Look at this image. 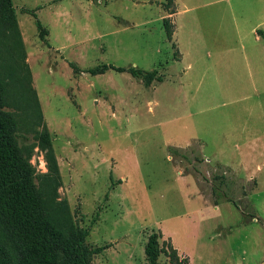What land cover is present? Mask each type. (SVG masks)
I'll use <instances>...</instances> for the list:
<instances>
[{"label":"rangeland","instance_id":"rangeland-1","mask_svg":"<svg viewBox=\"0 0 264 264\" xmlns=\"http://www.w3.org/2000/svg\"><path fill=\"white\" fill-rule=\"evenodd\" d=\"M154 1L175 9L174 0ZM154 1L13 0L15 16L0 4V75L14 91L10 99L22 100L11 109L31 128V161L38 173L49 172L33 131L46 124L60 166V198L68 199L75 223L90 228L88 247L107 246L89 264H148L145 245L153 232L159 235L158 264H264V224L214 188L210 169L218 163L205 156L212 151L201 149L205 160L197 163V176L184 173L192 165L169 155V145L183 143V113L200 106L205 114L233 112L243 102H229L233 88L209 81L197 88L193 79L183 107L178 85L186 61L175 60L174 27L167 21L166 34ZM26 9L47 28L50 46ZM212 9L176 18H215ZM70 62L82 69L104 63L156 68L164 80L147 86L128 71L92 75ZM194 96L212 100L200 105ZM37 100L42 119L33 116ZM237 163L234 173L250 188L246 210L264 220V152H245Z\"/></svg>","mask_w":264,"mask_h":264},{"label":"trees","instance_id":"trees-1","mask_svg":"<svg viewBox=\"0 0 264 264\" xmlns=\"http://www.w3.org/2000/svg\"><path fill=\"white\" fill-rule=\"evenodd\" d=\"M11 16H15L16 8L13 0H0ZM35 17V22L42 41L47 40L48 30L37 18L35 10L26 9ZM264 36V31L258 30ZM70 65L77 71L92 75L102 74L112 69L120 72L128 71L133 76L143 79L149 86L155 79L163 81L158 69L145 70L138 66H116L114 64H99L82 69L76 62ZM13 89L10 83L0 75V264H89V257L101 253L107 246L90 249L86 238L90 228L77 225L70 211L67 198H60L58 188L62 183L60 166L52 144L49 128L43 125V130L34 128V138L38 140L45 152L48 173L40 174L31 158L36 145L30 142L27 133L26 119H23L11 108L21 107L22 100L10 99ZM33 116L42 119V110L37 100ZM36 121L33 122V125ZM24 131V132H22ZM169 155L173 162H187L192 170L185 174L197 176L200 172L197 163L205 160L200 148V142L195 141L186 147L169 145ZM218 163V162H217ZM213 172L214 188L220 190L225 198L239 207L243 213L250 205L247 195L250 192L245 180L234 173V170L218 163ZM202 179L207 180L205 176ZM208 181V180H207ZM198 185L201 186L198 182ZM233 185L231 191L226 188ZM242 200L239 203L236 197ZM262 221V220H261ZM178 260L177 249L172 252ZM145 255L148 264H158L160 255L159 235L153 232L145 245Z\"/></svg>","mask_w":264,"mask_h":264},{"label":"crops","instance_id":"crops-1","mask_svg":"<svg viewBox=\"0 0 264 264\" xmlns=\"http://www.w3.org/2000/svg\"><path fill=\"white\" fill-rule=\"evenodd\" d=\"M154 3L162 10L160 19L166 34L167 21L174 27L172 36L180 54L175 60L186 61L183 81L178 85V92L184 95L183 107L188 105V86L195 79L197 88L208 81L222 88H233L229 90L233 93L228 96L229 102H243L244 108L205 114L207 110L200 106L190 115L183 113L178 119L185 144L177 146L186 147L193 140L199 141L202 150L212 151L211 155L204 154L207 159L237 172V166H241L237 161L245 152L247 156L251 152H264V36L258 32L264 31V0H196V3L174 0V11ZM202 7H213L215 18H176L180 12ZM193 70L194 77L190 74ZM209 100L212 99L194 96L200 105ZM196 114L198 117L194 119ZM255 215L251 217L264 224Z\"/></svg>","mask_w":264,"mask_h":264}]
</instances>
